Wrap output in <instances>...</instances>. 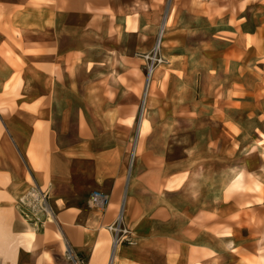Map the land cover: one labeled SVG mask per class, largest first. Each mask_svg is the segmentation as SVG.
I'll return each instance as SVG.
<instances>
[{"label":"crops","instance_id":"obj_1","mask_svg":"<svg viewBox=\"0 0 264 264\" xmlns=\"http://www.w3.org/2000/svg\"><path fill=\"white\" fill-rule=\"evenodd\" d=\"M67 245L264 264V0H0V264H72Z\"/></svg>","mask_w":264,"mask_h":264},{"label":"built area","instance_id":"obj_2","mask_svg":"<svg viewBox=\"0 0 264 264\" xmlns=\"http://www.w3.org/2000/svg\"><path fill=\"white\" fill-rule=\"evenodd\" d=\"M148 61V69H147V81L149 80L150 73L154 65H156L160 58L157 56L156 51L152 52L149 55H146ZM34 200L40 203L41 210L44 211L46 215H49L47 209L50 210L51 214L54 217V212L52 208L46 201L45 195H34ZM109 196L101 191H92L90 197L88 199V205L92 208H96L99 210H104L108 205ZM124 205L123 203L120 205L118 217L115 222L108 225V229L113 233V246L116 247L120 243L131 242V231L127 226H124L122 223V212ZM66 254L71 259L72 264H86V261L79 257L73 250L67 245L66 246Z\"/></svg>","mask_w":264,"mask_h":264},{"label":"bare ground","instance_id":"obj_3","mask_svg":"<svg viewBox=\"0 0 264 264\" xmlns=\"http://www.w3.org/2000/svg\"><path fill=\"white\" fill-rule=\"evenodd\" d=\"M165 23V22H164ZM165 25V24H164ZM162 26H163V24H162ZM161 29V28H160ZM162 30V29H161ZM159 44V43H158ZM152 75H153V73H152ZM149 82V81H148ZM148 86V85H147ZM145 87V86H144ZM141 125V124H140ZM31 204H32V202H31ZM39 206V205H38ZM34 207V206H33ZM38 211H39V209H38ZM43 212V211H42ZM47 212H48V216H51L52 214H51V212H50V210L49 209H47ZM50 220L52 219L53 220V217L51 216V218H49ZM66 242V241H65ZM114 249H115V247H114ZM66 251V250H65ZM113 251V250H112ZM115 251V250H114ZM113 256V255H112ZM111 257V256H110Z\"/></svg>","mask_w":264,"mask_h":264},{"label":"rangeland","instance_id":"obj_4","mask_svg":"<svg viewBox=\"0 0 264 264\" xmlns=\"http://www.w3.org/2000/svg\"><path fill=\"white\" fill-rule=\"evenodd\" d=\"M43 212H44V211H43ZM51 216L53 217V215H51ZM51 216L46 215V217H47L48 219L51 218ZM47 218H46V219H47ZM49 221H53V220H52V219H51V220L49 219Z\"/></svg>","mask_w":264,"mask_h":264}]
</instances>
